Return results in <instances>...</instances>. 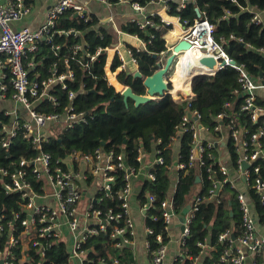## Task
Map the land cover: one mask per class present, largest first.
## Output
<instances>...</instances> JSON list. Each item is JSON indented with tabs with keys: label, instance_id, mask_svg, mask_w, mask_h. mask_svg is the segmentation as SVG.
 <instances>
[{
	"label": "built area",
	"instance_id": "obj_1",
	"mask_svg": "<svg viewBox=\"0 0 264 264\" xmlns=\"http://www.w3.org/2000/svg\"><path fill=\"white\" fill-rule=\"evenodd\" d=\"M108 4H130L134 14L130 21L135 22L139 28L149 26L158 27L155 23V16L159 15L161 21L166 25L174 28L175 24L168 17L177 18L181 28L182 36L174 39L172 42L166 40V50L161 55L166 56L174 51V45L180 40H187L191 44L190 49L203 51L204 54L213 60V76L224 68L231 67L239 74V88L235 92L241 95L243 102L240 106L242 112L249 114L252 122L258 123L256 130L252 131L245 125L238 123L235 118L231 117L226 111L221 112L216 117L218 120L229 118L225 125L222 123L214 127V131L219 133V137H214L213 130L209 126L201 123L202 115L193 108L192 102L196 99V93L190 87V94L179 90L176 100H186V112L182 117L180 124L176 127V134L172 137L174 146L178 143V136L182 133L191 135V147L189 155V167L195 165L205 168L208 178L214 181V187L210 190L209 199H216L218 192L224 183L230 182L233 188H236L237 178L230 177V170L226 163L220 157H213V162L205 160V154H211L214 149L220 150L225 148L223 142L233 140L238 152L236 172L244 178L246 186H251L252 172L250 167L260 158L264 159V104L259 102L256 91L264 87V76L255 79L247 70L243 63H237L232 56L226 51L223 45V37L215 38L216 26L208 17L206 11H202L196 4L200 15L192 21L183 20L180 16L170 14L172 4H176V9L180 11L185 8L188 2L192 0H150L143 4L141 0H100ZM196 2L197 0H193ZM237 4L242 11L251 14V22L264 27V10L257 5H252L249 0H230ZM33 10V3L27 0H0V100L10 98L25 109V114H16L11 110H5L6 115L11 116V120L2 126L0 135L5 134L3 146L7 147L14 138L20 133L29 140L36 154L30 157H22L19 160H12L7 166H0V184L6 194H18L20 213L25 214L21 220L23 225V238H28L26 242L32 243L34 247H39L42 255L49 248L48 242L53 239L54 242H65L69 249V264L78 260L81 264H137L122 263L116 258L92 256V246L84 247L83 244L91 236L108 232L109 226L112 227L110 237L114 240V245L118 248L130 247L136 234L135 221L130 211V198L133 194L132 180L142 171V151L140 150L139 161L141 167L136 169L130 166L126 161L124 153H116L114 150L105 151L101 147L91 153H80L77 150L66 153L57 159L53 154L43 149V144L49 142L52 136H57L61 131H57L59 123L66 125L65 129L73 128L77 124L87 123L91 118V113L77 109L75 100L79 91L70 88V82L75 81V72L71 67L72 60H78L84 67H88L100 54H106L103 50H109L110 47H100L95 53L86 49L83 42L73 45L70 48L71 54H59L60 45L54 43V36L58 35H79L80 32L73 29L56 30L58 19L66 12H72L79 19L85 21L92 16L86 10V4L81 0H57L46 13L44 21L38 27L21 26L15 27L14 23L21 22L29 16ZM229 11H226V14ZM171 28V29H172ZM169 30L170 33L172 32ZM168 32V31H167ZM140 41V46L133 45L138 49H146L147 43H151L154 35L147 41L135 35ZM238 41L244 42L243 38H237ZM41 43L52 46L58 56V60L53 62L49 69V75L45 76L34 59H28L31 52L38 49ZM170 44V46H169ZM253 48L252 44H247ZM114 56L109 64L110 74H114L117 79L121 71H127L129 62L137 63L133 56L131 48L116 43L114 47ZM184 50L180 51L183 52ZM264 53V47L259 49ZM78 53L79 56L78 57ZM118 58L120 63L116 69L112 70L114 60ZM67 67V70H60V61ZM107 66V63H106ZM105 66V70H106ZM31 71H34L33 77ZM109 82V74L106 70ZM10 74L9 82L13 87L11 96H8L9 85L5 82ZM201 75V74H200ZM56 84H61L62 89L68 90L67 100L62 109L56 112L48 113L45 110L38 109V105L43 101H50L54 106L59 107L64 101L52 93V88ZM84 89V85L81 86ZM230 106V103H227ZM26 114H30L31 120L27 119ZM64 129V130H65ZM54 130V132L52 131ZM206 134V136H205ZM212 135V137H211ZM221 144V146H219ZM251 147V149H250ZM161 151L155 149L156 158L146 166L144 184L152 183L156 180V175L152 170L156 164H164L165 158L160 155ZM176 167L179 165L178 161ZM249 163L245 168L244 164ZM214 164H217L219 172L224 175L223 181H216ZM125 172V185L117 191L118 199L121 200V210L115 211L113 208L103 210L96 208L95 203L102 201L98 194L112 196L113 187L115 186L116 175L112 172L117 170ZM255 173L259 172V166L255 167ZM91 181L89 183V178ZM178 182V174L174 177L170 194L160 202L159 209L161 217L165 222V229L170 238L171 226L177 219L178 213L173 202V194ZM253 187L260 196L261 203L264 205V180L257 177L253 182ZM90 190L91 193L85 205L82 204L85 193ZM218 190V191H217ZM147 200L141 203L145 212L157 202L155 193L148 191ZM237 199L242 211V235L238 238L242 246L252 250H260L264 247V238L259 236L256 231V222L254 214L250 208L248 198L245 193L238 191ZM193 202V203H192ZM189 211L185 214L182 221V230L180 240L182 247L186 238L191 234L190 224L195 217V212L199 209L200 198L195 196L190 202ZM20 213H16L14 221L21 218ZM3 214H0V241L4 233ZM12 220L8 222L9 226ZM69 236H67V233ZM146 233L153 234L154 229L146 226ZM231 231L227 230L220 236L221 240H229ZM156 240L159 246L153 251L152 264H174L175 258L171 262H166L168 253V241L165 242V236L158 233ZM232 240L226 250V258L230 264H245L243 252L239 249L232 251ZM19 242L18 238L12 235L9 239V248L0 250V264H11L12 251L11 247ZM202 245L203 251L205 244ZM146 247L151 251V242L147 238ZM202 251V252H203ZM180 256V255H179Z\"/></svg>",
	"mask_w": 264,
	"mask_h": 264
},
{
	"label": "trees",
	"instance_id": "obj_2",
	"mask_svg": "<svg viewBox=\"0 0 264 264\" xmlns=\"http://www.w3.org/2000/svg\"><path fill=\"white\" fill-rule=\"evenodd\" d=\"M150 0H141L147 4ZM252 5H257L264 10V0H249ZM34 3V0H27ZM196 4L202 11H206L212 23L216 26L215 38L223 37V45L226 51L237 63L246 65L249 73L255 78L261 74L264 76V53L259 49L264 47V27L251 22V14L242 11L240 7L230 0H197L188 2L185 8L180 11L176 9V4H172L170 14L180 16L181 19L191 21L198 16ZM226 11L229 13L226 14ZM92 20L79 19L72 12H66L57 21L56 30H70L80 32L79 35H58L54 36V43L60 45L59 54H71L70 48L78 43H85L86 49L95 53L100 47H114L116 35L108 29L99 27L98 18L92 15ZM155 23L158 27L149 26L139 28L135 22H127L122 30L132 35H138L144 41L154 35L151 43H147L146 49H138L131 44L133 56L137 60L139 70L144 77L156 72L161 64L158 58L166 50L165 34L172 26L161 21V17L156 15ZM175 25L174 28H177ZM237 38H243L240 42ZM252 44L253 48L247 46ZM156 54L158 57H154ZM169 53L167 57L170 55ZM78 57L79 53H78ZM28 59H34L37 68L42 70L45 76L49 75V69L53 62L58 60L55 50L51 45L41 43L38 49L31 52ZM107 55L100 54L98 57L84 67L78 60L71 61V67L75 72V81L70 82V88L79 91L75 100L78 110L91 113V118L87 123L77 124L73 128H68L57 136H52L49 142L43 144V149L53 154L54 158L64 156L66 153L77 150L80 153H91L101 147L105 151L114 150L116 153H124L126 161L136 169L141 167L138 157L140 150L151 152L154 149L161 151L160 155L165 158L164 164H156L152 169L156 175V180L152 183L146 182L139 194V200L144 203L146 193L153 192L157 196V202L147 212V226L154 229L153 234H148L147 238L151 242L152 250H156L159 242L156 240L158 233L165 236V242L169 240L168 232L165 229V222L161 217L159 209L160 202L170 194L174 177L178 174V182L173 194V202L178 214L186 213V209L192 205L191 200L196 186H201L197 194L200 198L199 209L195 212L190 228L191 234L186 238L182 247V255L178 256L174 264H197L196 261L202 256V244L209 243L213 250L203 258L201 264H230L226 258V250L232 240L238 239L243 232L242 212L237 199L238 190L233 188L231 183H224L217 195V200H210V190L214 187V181L208 178L205 168L195 165L189 167V155L191 147V135L188 133L179 134L178 147L172 143V137L176 134V127L180 124L186 112V100H176L171 93L163 97L144 103L138 107L132 100L129 106L124 102L123 95L115 85L111 84L107 78L105 66ZM120 60L116 58L112 65L114 71ZM60 70H67V67L60 61ZM134 72L121 71L118 74V81L123 85H131L135 92L146 95L147 89L144 79L134 78ZM34 71H31L33 77ZM114 76V74H112ZM238 72L231 67L224 68L216 73L214 77L204 74L197 75L193 80V90L196 99L192 102L202 115L201 123L209 126L213 130L214 137H219V133L214 131L217 124L225 125L229 118L218 120L219 113L226 111L228 114L237 116L242 124L247 128L255 129L257 123L249 119V115L240 110L243 99L235 92L239 88ZM10 74L5 82L9 85L8 96H11L13 87L9 82ZM116 83L114 77H112ZM176 81L169 80V88L173 89ZM119 84V83H118ZM84 85V89L81 86ZM117 86V85H116ZM120 86V85H119ZM122 87L120 90H123ZM181 90L182 88H178ZM52 93L64 99L62 105L54 106L50 101H43L38 105V109L48 113L56 112L69 103L67 98L68 90L62 89L61 84H56L52 88ZM263 104L262 101H259ZM230 103V106H227ZM5 110H0V130L3 125L10 122L11 116L6 115ZM5 134L0 135V166H7L12 160H19L22 157H30L36 154L29 140L20 133L13 139L7 147L3 146ZM229 153L234 168L237 167L238 152L233 140L229 139L225 146ZM251 149V147H250ZM218 156L216 148L209 155L205 154L207 162H213V157ZM183 167H176L175 163ZM259 166V172L255 173V167ZM252 172L249 195L253 199L259 212H263V205L260 196L253 187V182L257 177L264 180V159L260 158L250 167ZM215 180L223 181L224 175L219 172L217 164H214ZM116 175L115 186L112 196L98 194L102 198L100 203H95L96 208L103 210L113 208L115 211L121 210V200L118 199L117 191L125 185L123 170L112 172ZM199 178V180H198ZM89 183L91 177L89 178ZM16 213H20L18 194H6L0 184V214L4 218V233L0 241V250L9 248V239L12 235L18 238L19 242L12 246L11 264H69V249L65 242H48L49 248L45 255L39 247H34L32 243L26 242L28 238H23V225L21 220L25 214L20 213L21 218L14 221ZM12 220V226L8 222ZM112 227L108 232L91 236L84 247L92 246V256H102L106 258H116L122 263L135 262V255L131 247L118 248L114 245V240L110 237ZM227 230L231 231L229 240H221L220 236ZM234 249H232L233 251ZM95 264V263H86Z\"/></svg>",
	"mask_w": 264,
	"mask_h": 264
},
{
	"label": "crops",
	"instance_id": "obj_3",
	"mask_svg": "<svg viewBox=\"0 0 264 264\" xmlns=\"http://www.w3.org/2000/svg\"><path fill=\"white\" fill-rule=\"evenodd\" d=\"M57 0H34L33 3V10L29 16L24 18L21 22L14 23L15 27H21V26H30L32 28L38 27L45 19L46 13L48 12L49 8L56 2ZM86 4V10L89 14L95 15L98 18V28L102 27L105 29H108L109 32H112L116 35V43H119L121 46L124 45L127 47L128 44L140 46V41L135 35L126 33L122 30V27L124 24H126L128 21L131 20L134 11L130 4H108L100 0H81ZM121 10V11H120ZM0 35H1V28H0ZM132 64V61H130L129 65ZM135 66L130 68L128 66L129 72H131L130 69L135 72L137 69H139L137 63H133ZM111 77H114L111 74ZM115 79V77H114ZM116 82L119 83V85H122L118 81V78L115 79ZM113 85L116 84L113 82ZM181 85V84H180ZM174 86L175 90L173 93L177 94L179 91V86ZM118 90V88H117ZM184 90V87L181 89ZM119 91V90H118ZM172 91V90H171ZM256 95L258 96L259 101H262L264 104V87H260L256 91ZM240 97V95H239ZM242 98V97H240ZM0 110H11L13 113L16 112V114H25L26 111L23 108L21 104L16 103L10 98L2 99L0 100ZM247 115H249L247 112H245ZM235 120L242 124L237 116H233ZM255 123V122H254ZM258 124V123H257ZM244 125V124H242ZM258 127V125H257ZM256 127V128H257ZM250 129L252 131L256 130ZM54 132V130H52ZM206 136V134H205ZM212 137V135H211ZM224 146H227V142H223ZM221 146V144L219 145ZM175 147L177 148L178 145L176 144ZM218 151V156L221 160L227 164L230 170V177L231 178H237L236 182V189L238 191H242L246 194L248 198V202L250 204V208L254 214L255 222H256V231L259 236L264 238V205H263V212H259L257 206L255 205L253 199L249 195V186H246L244 182V178L239 175L235 168L232 165L231 157L229 153L227 152L226 148H220V150L216 149ZM156 158L155 149L151 152L142 151V171L140 174L133 178L132 184H133V194L130 198V211L135 221V229L136 234L134 236V241L132 245L130 246L134 252L135 255V262L137 264H152V257L150 252L148 251L146 247L147 242V233H146V218H147V212L142 208L141 203L139 202V194L142 192V189L144 187V181L145 178V171L146 166L150 165ZM91 193L90 190H88L85 194V198L82 202L83 205L86 204L88 199L87 194ZM198 192L193 193L192 200L195 196H197ZM90 196V194H89ZM191 200V201H192ZM190 206L186 209V213L178 214L177 219L173 222L171 226V233L170 238L168 240V253L166 256V262H171L175 258H177L179 255H182V245L180 240V233L182 230V221L185 216L187 215L189 211ZM241 210V209H240ZM242 212V211H241ZM67 236H69L68 232L66 233ZM233 251H237V249L241 250L243 252V255L245 257V264H264V247L260 250H252L248 247L242 246L240 244V241L236 239L232 243ZM213 250V246H210L207 242L205 244V249L202 252V257L196 261L197 264H201L203 261V258L208 254V252ZM245 250V251H244ZM73 264H81L78 262V260H75Z\"/></svg>",
	"mask_w": 264,
	"mask_h": 264
},
{
	"label": "water",
	"instance_id": "obj_4",
	"mask_svg": "<svg viewBox=\"0 0 264 264\" xmlns=\"http://www.w3.org/2000/svg\"><path fill=\"white\" fill-rule=\"evenodd\" d=\"M197 14L200 15V12L199 10L197 9ZM191 48V44L189 41L187 40H180L178 43H176L174 45V51L168 56V58L166 59V62H165V65L162 67H160L156 72H154L152 75H149V76H146L144 77V75L142 74V72L137 69L134 73H133V76L134 78H142L144 79V85L147 89V94L144 95V94H139L137 92H135L134 88L131 86V85H124V89L123 90H119L121 92V94L123 95V99H124V102L127 106H129V101L132 100L135 104L136 107L144 104V103H147L149 101H152V100H155L157 98H160V97H163L164 95L170 93V92H166V88H167V85L164 81H163V77L165 76V74L169 71V69L172 67L173 63H174V60H175V51H182V50H186V49H189ZM104 53H107V50H103ZM154 57H158L156 54H154ZM208 59L212 60L211 58L208 57ZM212 64L213 63V60H212ZM160 65V63H159ZM200 74H204V73H199V74H196L194 75L190 82H189V89L191 87L192 89V83H193V80L194 78L197 76V75H200ZM261 78H263V74L260 75ZM155 86V89L153 91V93L150 91V88L154 87ZM157 87V88H156ZM187 89V88H186ZM185 92V91H184ZM187 94L189 95L190 94V91H187ZM148 94H153L152 96H149ZM173 96H176L177 94L175 93H171ZM241 97V95H240ZM175 165H177V162L175 163ZM244 167L245 168H248L249 167V163H245L244 164ZM199 180V178H198ZM218 191V190H217ZM89 196V194H87Z\"/></svg>",
	"mask_w": 264,
	"mask_h": 264
},
{
	"label": "bare ground",
	"instance_id": "obj_5",
	"mask_svg": "<svg viewBox=\"0 0 264 264\" xmlns=\"http://www.w3.org/2000/svg\"><path fill=\"white\" fill-rule=\"evenodd\" d=\"M168 19L172 20V22L175 25H178L177 28H173L171 35H170V39H177L178 37L182 36V28H181L177 18L168 17ZM169 46H170V44H169ZM174 53H175L174 63L178 62L180 57L184 56V58L177 63V70L172 75V77H173L172 79L177 82V85L181 84L180 86L182 88H183V86H185L183 91H185V92H186V90L190 91V89L188 88L189 82L194 75L199 74V73H204V74H211L213 76V74H214L213 67L214 66L212 64V60L208 59L209 56L204 54L203 51H197V50L189 48V49L184 50L183 52H180V50H179V51H175ZM174 63L172 65V67L169 69V71L163 77V81L166 84H168L165 91L170 92V93H173V91L175 90V88H173V89L169 88V80H168L170 78L169 73L171 72V70L174 66ZM154 89H155V86L153 88L151 87L150 91L153 93ZM148 95L152 96L153 94H148Z\"/></svg>",
	"mask_w": 264,
	"mask_h": 264
},
{
	"label": "rangeland",
	"instance_id": "obj_6",
	"mask_svg": "<svg viewBox=\"0 0 264 264\" xmlns=\"http://www.w3.org/2000/svg\"><path fill=\"white\" fill-rule=\"evenodd\" d=\"M173 27V26H172ZM173 30V28L171 29V31ZM170 35H171V33H170V31H168L166 34H165V37L167 38V40L168 41H170V42H172L174 39H170ZM106 55H107V66H106V70H107V72H108V74H109V78L112 80V77H111V74H110V72H109V64H110V62H111V60L113 59V56H114V50H113V48L112 47H110L109 48V50L107 51V53H106ZM168 57L165 55V54H163V55H161L159 58H158V64L160 63L161 64V66L163 67L164 65H165V62H166V59H167ZM184 58V56H182V57H180V59H179V61H181L182 59ZM178 61V62H179ZM178 62H176V63H174V66H173V68H172V70H171V72L169 73V76H170V78L168 79V80H172V75L176 72V70H177V63ZM130 63V62H129ZM130 68H132V67H134L135 65L133 64V62H132V64L131 65H128ZM128 70V69H127ZM131 70V72H133V70L132 69H130ZM111 82H113V80L111 81ZM117 86H116V89L118 88V90H120L123 86L122 85H120L119 86V84H118V82H116L115 83ZM181 87V86H180ZM184 88H185V86H183ZM182 88V87H181ZM147 93V92H146ZM26 116H27V119L28 120H31L32 118H31V116H30V114H26ZM66 128V125L65 124H63V123H59V127H58V132L59 131H63L64 129ZM201 190V186H196V188H195V190H194V193L195 192H198V191H200Z\"/></svg>",
	"mask_w": 264,
	"mask_h": 264
}]
</instances>
